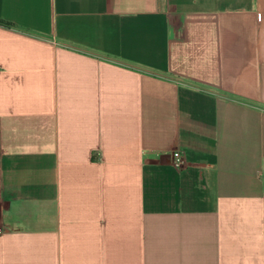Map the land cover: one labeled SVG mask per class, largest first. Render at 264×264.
Listing matches in <instances>:
<instances>
[{
  "label": "crops",
  "instance_id": "1",
  "mask_svg": "<svg viewBox=\"0 0 264 264\" xmlns=\"http://www.w3.org/2000/svg\"><path fill=\"white\" fill-rule=\"evenodd\" d=\"M0 22V264H264V0Z\"/></svg>",
  "mask_w": 264,
  "mask_h": 264
},
{
  "label": "built area",
  "instance_id": "2",
  "mask_svg": "<svg viewBox=\"0 0 264 264\" xmlns=\"http://www.w3.org/2000/svg\"><path fill=\"white\" fill-rule=\"evenodd\" d=\"M173 164H174L175 168H177V169L182 168V166L184 164L183 154L178 150L173 152ZM2 234H3V230L0 229V235H2Z\"/></svg>",
  "mask_w": 264,
  "mask_h": 264
},
{
  "label": "trees",
  "instance_id": "3",
  "mask_svg": "<svg viewBox=\"0 0 264 264\" xmlns=\"http://www.w3.org/2000/svg\"><path fill=\"white\" fill-rule=\"evenodd\" d=\"M0 24H1V25H5V26H9L8 24H4V23H2V22H0Z\"/></svg>",
  "mask_w": 264,
  "mask_h": 264
}]
</instances>
